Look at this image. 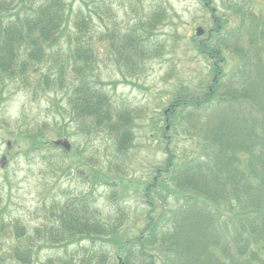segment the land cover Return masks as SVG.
<instances>
[{
    "label": "trees",
    "instance_id": "trees-1",
    "mask_svg": "<svg viewBox=\"0 0 264 264\" xmlns=\"http://www.w3.org/2000/svg\"><path fill=\"white\" fill-rule=\"evenodd\" d=\"M72 6L67 0H0V87L5 77L30 83L33 75L39 76L41 85H50L52 74L62 85L66 75L72 74L78 84L68 100L77 127L84 132L106 131L119 149H125L133 138L132 112L116 108L108 92L84 80L93 73L98 56L94 28L84 11ZM223 9L232 12L235 20L213 16L209 31L203 33L206 38L198 43L199 53L211 63V82L206 89L202 83L199 94L190 90L174 93L165 113L167 125H159L163 132L174 129L180 135V128L192 125L201 115L196 126L201 151L183 159L164 147L169 157L154 167L143 187L144 202L150 209L147 223L139 236L120 244L115 252L117 264H264V11L254 8L250 0L225 2ZM165 17V10L159 8L148 14L141 30L111 36L116 58L132 74L144 68L146 58L162 55V50L152 49L155 45L145 33ZM68 25L75 34L66 37V52L54 46L61 44ZM245 52L249 55L247 67L232 75L236 70H232L231 60ZM41 65H48L47 71ZM229 85L235 87L221 96L225 101L213 103ZM31 133L26 136L30 138L25 146L28 152L38 155L46 147H60ZM176 187L183 195L172 199ZM47 206L44 217L52 220L45 218L35 236L46 237L50 244L65 241L71 233L109 236L111 228L114 232L118 228L92 212L84 197L66 203L52 200ZM115 215L124 218L126 212L116 209ZM1 217L2 212L0 264H34L37 253L28 240L27 227L19 219L7 223ZM6 239L16 241L4 249ZM108 262V250L92 243L49 257L44 264Z\"/></svg>",
    "mask_w": 264,
    "mask_h": 264
},
{
    "label": "rangeland",
    "instance_id": "rangeland-1",
    "mask_svg": "<svg viewBox=\"0 0 264 264\" xmlns=\"http://www.w3.org/2000/svg\"><path fill=\"white\" fill-rule=\"evenodd\" d=\"M67 1L75 10L84 11L93 23V43L98 56L93 62V73L84 80L108 92L116 108L132 112L133 138L125 149H119L116 139L108 132H84L81 126L77 127L75 110L68 100V94L78 84L72 74L66 75L62 85L54 81L52 74V83L45 86L36 75L30 83L5 77L0 87V136L7 141L0 138L1 219L9 223L16 218L27 227L28 240L37 253L34 264H44L49 257L65 255L78 246L92 243L108 250V264H117L115 252L120 244L139 236L147 223L150 209L144 202L143 187L151 179L154 167L163 165L169 157L164 147L183 159L201 151V136L198 137L196 129L201 115L192 125L180 128V135L174 129L163 132L159 125H167L165 113L174 93L190 90L199 94L201 84L204 88L211 82V63L199 53L198 43L206 38L204 34L209 31L213 16L235 20L232 12L223 9L225 2L243 0ZM250 1L254 8L264 11V0ZM159 8L165 10L164 21L145 34L155 45L152 49L162 50V55L151 60L146 58L144 68L132 74L116 58L110 38L120 37L129 29L141 30L148 14ZM67 27L61 44L54 46L66 52L69 49L66 37L75 34L74 27ZM197 28L204 29V36L196 35ZM248 59L246 52L242 57H234L231 67L236 71L231 74H236L241 67L245 69ZM40 68L45 72L48 65ZM233 87L222 88L213 103L220 105L225 101L221 96ZM31 132H36L37 138L42 136L43 141L66 138L73 151L46 147L44 154L28 152L25 146L30 138L26 136ZM172 192V199L183 195L178 187ZM82 197L89 201L92 212L118 226L115 232L111 228L109 236L71 233L65 241L52 244L46 237L35 236L36 228L52 220L44 217L48 209L45 204L49 205L52 200L66 203ZM121 208L126 212L124 218L115 215V210ZM245 209L250 210L248 206ZM15 241L6 239L3 248L7 249Z\"/></svg>",
    "mask_w": 264,
    "mask_h": 264
},
{
    "label": "water",
    "instance_id": "water-1",
    "mask_svg": "<svg viewBox=\"0 0 264 264\" xmlns=\"http://www.w3.org/2000/svg\"><path fill=\"white\" fill-rule=\"evenodd\" d=\"M203 34V29L202 28H198L197 29V35H202ZM56 144H62L64 147L69 148V142L65 141V140H57L55 142Z\"/></svg>",
    "mask_w": 264,
    "mask_h": 264
}]
</instances>
